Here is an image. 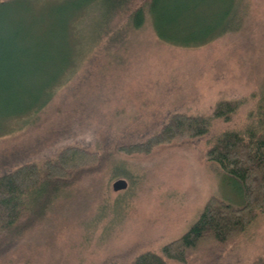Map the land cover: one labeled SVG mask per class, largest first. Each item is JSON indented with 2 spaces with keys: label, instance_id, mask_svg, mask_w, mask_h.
I'll return each mask as SVG.
<instances>
[{
  "label": "rangeland",
  "instance_id": "obj_1",
  "mask_svg": "<svg viewBox=\"0 0 264 264\" xmlns=\"http://www.w3.org/2000/svg\"><path fill=\"white\" fill-rule=\"evenodd\" d=\"M97 1L0 2L5 169L19 156L41 162L65 143L93 149L110 139L145 140L172 113L208 115L220 98L243 103L231 123L214 125L203 138L114 157L103 173L85 177L56 201L38 230L0 264H98L134 246L158 251L188 230L209 197L243 202L236 184L203 151L208 140L264 106V0H245L241 29L207 44L161 41L147 17L119 49L97 40ZM176 1L186 9L181 24L192 30L214 24L223 9L219 0ZM118 178L128 185L114 191ZM258 255L264 256V213L224 264H253Z\"/></svg>",
  "mask_w": 264,
  "mask_h": 264
},
{
  "label": "trees",
  "instance_id": "obj_2",
  "mask_svg": "<svg viewBox=\"0 0 264 264\" xmlns=\"http://www.w3.org/2000/svg\"><path fill=\"white\" fill-rule=\"evenodd\" d=\"M219 1L223 9L214 24L192 30L181 24L186 9L176 0H98L101 15L97 40H103L108 49H119L128 33L141 28L150 17L161 41L198 47L242 27L245 0ZM242 103L220 98L208 115L174 112L145 140L110 139L93 149L65 143L41 162H23L19 156L8 169L0 163V260L38 230L56 201L85 177L103 173L114 157L151 154L181 141L203 138L215 131L214 125L231 123ZM203 158L216 163L236 184L242 204L236 206L211 196L188 230L158 251H137L133 245L105 256L98 264H224L229 251L264 213V106L258 104L254 112L249 111L240 127L222 130L208 140ZM253 264H264V256H256Z\"/></svg>",
  "mask_w": 264,
  "mask_h": 264
},
{
  "label": "water",
  "instance_id": "obj_3",
  "mask_svg": "<svg viewBox=\"0 0 264 264\" xmlns=\"http://www.w3.org/2000/svg\"><path fill=\"white\" fill-rule=\"evenodd\" d=\"M128 183L126 179L118 178L112 183V188L114 191L125 189L127 187Z\"/></svg>",
  "mask_w": 264,
  "mask_h": 264
}]
</instances>
